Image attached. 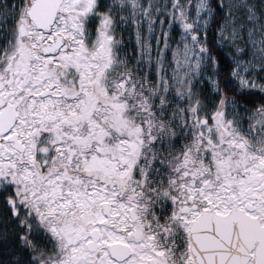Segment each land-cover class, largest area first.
<instances>
[{"label": "snow or ice", "instance_id": "obj_1", "mask_svg": "<svg viewBox=\"0 0 264 264\" xmlns=\"http://www.w3.org/2000/svg\"><path fill=\"white\" fill-rule=\"evenodd\" d=\"M0 264H264V0H0Z\"/></svg>", "mask_w": 264, "mask_h": 264}]
</instances>
